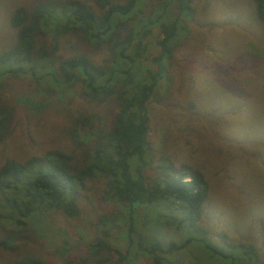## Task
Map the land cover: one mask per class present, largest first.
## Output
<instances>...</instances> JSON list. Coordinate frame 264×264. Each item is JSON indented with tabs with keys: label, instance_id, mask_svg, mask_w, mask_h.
Returning <instances> with one entry per match:
<instances>
[{
	"label": "trees",
	"instance_id": "trees-1",
	"mask_svg": "<svg viewBox=\"0 0 264 264\" xmlns=\"http://www.w3.org/2000/svg\"><path fill=\"white\" fill-rule=\"evenodd\" d=\"M169 1L174 14L169 21L144 13L143 0H33L9 17L15 36L0 49V95L7 77L27 76L36 90L55 93L78 85L95 102L94 112L67 114L68 124L59 128L78 151L51 147L0 164V223L11 224L16 233L47 212L77 216L81 193L96 185L105 205L92 218L98 233L77 260L61 264H141L143 258L151 264H264L252 241L200 224L208 185L198 169L166 158L152 176L144 174L152 150L147 105L158 84L169 80L175 39L195 11L192 0ZM252 2L264 19V0ZM159 23L157 51L151 54L148 41ZM69 36L106 48V57L95 62L84 49L59 53L61 39ZM13 115L14 107L0 98V143L12 136ZM142 205L175 209V216L163 214L162 223L184 237L163 243L149 236L145 228L154 213H144ZM114 232L121 233L123 247L110 242ZM8 238L0 247L11 245ZM191 243L199 245V253L190 250ZM9 264L42 261L25 254Z\"/></svg>",
	"mask_w": 264,
	"mask_h": 264
},
{
	"label": "rangeland",
	"instance_id": "rangeland-1",
	"mask_svg": "<svg viewBox=\"0 0 264 264\" xmlns=\"http://www.w3.org/2000/svg\"><path fill=\"white\" fill-rule=\"evenodd\" d=\"M32 1L0 0V49L15 36L9 24L11 13ZM169 2L143 0L144 13L153 11L155 18L169 21L174 16ZM192 4L194 15L175 39L168 61L169 80L158 84L147 105L152 150L144 174L152 176L154 167L166 158L198 169L208 185L200 224L223 230L236 240H250L264 256V19L252 0H192ZM160 26L155 25L148 41L151 54L157 51ZM77 49H84L95 62L106 57V48L73 36L62 38L58 51L66 55ZM35 88L27 76L5 79L0 98L14 107V131L0 143V164L51 147L79 150L59 128L68 124L67 114L94 112L95 102L78 85L55 93ZM99 194L96 185L88 184L75 217L47 212L38 224L19 233L11 231V224L0 223V241L14 233L8 238L11 245L0 247V264L25 254L38 256L42 264L77 260L98 233L92 218L105 207ZM141 208L150 216L154 213L145 228L149 236L163 243L184 237L162 223L163 214L175 216V209ZM109 239L121 247L126 243L121 233L114 232ZM189 247L199 253L198 244ZM140 261L151 264L147 258Z\"/></svg>",
	"mask_w": 264,
	"mask_h": 264
}]
</instances>
